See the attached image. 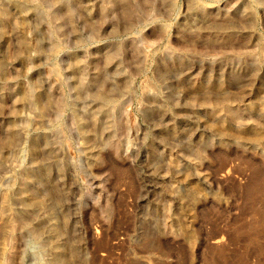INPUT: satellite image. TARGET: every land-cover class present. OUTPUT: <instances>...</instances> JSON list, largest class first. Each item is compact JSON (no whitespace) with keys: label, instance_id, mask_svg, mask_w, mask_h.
<instances>
[{"label":"rangeland","instance_id":"374dc122","mask_svg":"<svg viewBox=\"0 0 264 264\" xmlns=\"http://www.w3.org/2000/svg\"><path fill=\"white\" fill-rule=\"evenodd\" d=\"M251 200L264 0H0V264H211Z\"/></svg>","mask_w":264,"mask_h":264},{"label":"bare ground","instance_id":"6f19581e","mask_svg":"<svg viewBox=\"0 0 264 264\" xmlns=\"http://www.w3.org/2000/svg\"><path fill=\"white\" fill-rule=\"evenodd\" d=\"M254 203H252V200H251V202L249 204L253 210H255V206H256V205L254 206ZM246 208H247V206H246ZM257 209L255 210V212L258 213L259 216L264 218V203H262L261 206ZM245 229H243L244 230L243 235L245 237V239H243V241L246 240V243H244L245 245H242L243 247L239 248L236 245L237 247L232 248L230 251L228 249V247H226L225 245L209 246L208 249L210 250V252L212 251L213 253H215L214 254L215 256L212 255L213 257H211V259H210V257L208 258L207 256H205V261L207 263H211V264L212 263L220 264L222 261L229 262L230 264H236V263H238V264H264V259H262V258L261 259L257 258V260L255 262L250 260V257L252 256L251 255V253H252L251 246L255 249V251L258 252V255H262V254H264V243L262 242L259 245H256V239L252 236V233L250 232L251 229L250 230H248L247 228H245ZM241 232H242V229H241ZM240 237L242 238V234L241 235H231V237H229L230 242L232 244L237 243V242H239L241 244V241H239ZM261 238H262V234H261ZM240 240H242V239H240ZM243 241H242V243H243ZM232 254L234 255V257Z\"/></svg>","mask_w":264,"mask_h":264}]
</instances>
